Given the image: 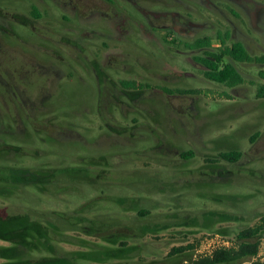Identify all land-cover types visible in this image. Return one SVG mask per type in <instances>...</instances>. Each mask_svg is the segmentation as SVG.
<instances>
[{"label":"rangeland","instance_id":"rangeland-1","mask_svg":"<svg viewBox=\"0 0 264 264\" xmlns=\"http://www.w3.org/2000/svg\"><path fill=\"white\" fill-rule=\"evenodd\" d=\"M36 1L42 24L61 34L59 4L68 0ZM34 3L0 0V25L16 35L2 44L17 55L11 67L21 69L18 79L27 83L17 91L22 103L12 89L0 86V175H10L15 167L67 172L47 192L29 186L9 190L0 184L9 192L0 196V208L36 219L46 216L57 224L50 226L54 253L41 249L33 256L54 254L70 264H191L199 258L196 249L205 236L236 240L241 230L264 226V98L256 96L263 82L258 67L240 66L247 82L234 89L201 82L199 75L182 76L179 87L194 89L190 95L154 90L134 101L136 92L117 91L118 102L102 103L99 109L92 72L81 68L74 50L65 54L64 67L72 73L63 74L57 90L30 65L38 53L34 44L46 45L31 30ZM15 16L29 26H19ZM215 24L216 32L221 24ZM246 24L247 40L256 45L247 17ZM44 25L38 30L46 31ZM68 26L81 33L88 29L72 22ZM134 50L144 57V68L129 61V72L119 69L116 78L159 82L147 74L161 71L151 59L160 58L157 46ZM89 51L95 49L90 46ZM26 60L30 63L24 66ZM232 150L241 152L238 161L220 158ZM59 214L77 218V225L72 219L59 220ZM257 239L264 240V227ZM191 244L195 249L172 255ZM9 245L0 240V246Z\"/></svg>","mask_w":264,"mask_h":264},{"label":"flooded vegetation","instance_id":"flooded-vegetation-1","mask_svg":"<svg viewBox=\"0 0 264 264\" xmlns=\"http://www.w3.org/2000/svg\"><path fill=\"white\" fill-rule=\"evenodd\" d=\"M39 6L40 3L35 0L32 5L35 24H32L31 30L36 41L42 39L40 41L46 45L40 47L34 44L38 53L30 58L34 60L30 65L46 76L48 83L57 90L65 78L63 74L72 73L64 67L67 64L65 54H70V49L74 50L82 62L81 68L92 72L99 90V109L102 103H105L104 106L116 104L117 91L125 94L136 92L134 101L154 90L181 97L194 91L192 88L179 87L182 76L194 78L199 75L202 77L201 82L221 83L213 80L212 75L232 67L243 78L242 81L234 78L231 83L221 84L234 89L247 82V73L240 66L246 64L258 67L259 77L264 70L263 0H68L59 4L63 13L58 21L63 26L62 33L57 35L49 30L47 24H42ZM48 15L51 16V12ZM246 17L255 33L256 45L247 40L250 37L247 35ZM221 20L225 25L223 32L220 30ZM71 22L78 26L84 24L88 29L84 28L82 33L73 31L68 26ZM216 22L221 25L215 32ZM18 23L21 24L19 26H29L19 20ZM39 24L47 30L39 31ZM71 31L73 36H67ZM202 31L212 32L200 33ZM14 35L6 25H0V51L4 53L0 56V86L5 90L12 89L22 103L23 97L17 91L22 90L27 83L18 79L21 69L11 67L17 55L9 54L2 44V40L4 43L13 38L16 40ZM111 42L115 45L111 46ZM148 45L157 46L160 51L159 59L156 60V56L151 59L153 63H159L161 71L155 73L147 70V74L159 82L148 80L140 83L131 78L117 79L114 73L119 69L129 72V61L134 60L144 68V57L134 49L147 51ZM235 45L243 46L253 61H240L230 54ZM90 46L95 52L89 51ZM254 48L259 50V54L252 55ZM28 63L26 60L24 66ZM140 77L144 78V75ZM260 79L264 83V79ZM179 90L189 92L181 94ZM107 116L110 118V114Z\"/></svg>","mask_w":264,"mask_h":264},{"label":"trees","instance_id":"trees-1","mask_svg":"<svg viewBox=\"0 0 264 264\" xmlns=\"http://www.w3.org/2000/svg\"><path fill=\"white\" fill-rule=\"evenodd\" d=\"M230 54L240 61H253L248 51L241 45H235L231 49ZM260 77L264 79V70L260 72ZM234 78L239 82L243 79L232 67L212 75L213 80L221 83H231ZM178 92L184 94L189 91L179 90ZM256 96L264 98V83L257 87ZM241 156V152L235 150L220 153V158L229 162L238 161ZM65 173L67 174L65 169L45 170L43 168L41 171L36 172L27 168L15 167L11 170L10 175L4 177L0 175V184L5 183L9 186L5 187V189L9 190L12 187L29 186L47 192L51 187H57L60 182L58 176ZM2 189L3 187L0 186V196H5L9 193L8 190L4 193ZM139 213L145 215L147 212L140 210ZM58 216V219L63 221L66 218L72 219L71 223L77 225V218H69L61 214ZM262 221L264 223V217H262ZM54 225L57 224L47 220L46 216L36 219L28 213L12 214L6 208H0V240L10 244L9 246H0V259L5 260L4 264H70L63 257L54 254L39 257L32 255V252H37L41 249L54 253L55 248L51 241L56 238L50 231V226ZM263 227V224H259L255 227L241 230L237 234L235 246L219 249L212 255L191 260V264H224L248 261L259 252L260 241L257 238ZM83 228L88 230L87 226ZM193 249H195V246L191 244L174 249L172 255ZM249 264H264V262L255 261Z\"/></svg>","mask_w":264,"mask_h":264},{"label":"built area","instance_id":"built-area-1","mask_svg":"<svg viewBox=\"0 0 264 264\" xmlns=\"http://www.w3.org/2000/svg\"><path fill=\"white\" fill-rule=\"evenodd\" d=\"M236 245V240L227 238L221 234L207 235L198 243L196 254L198 257L212 255L216 250L226 249ZM197 259V257L195 258ZM251 262L264 261V240L260 242V249L256 256L251 258Z\"/></svg>","mask_w":264,"mask_h":264}]
</instances>
